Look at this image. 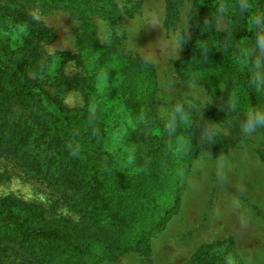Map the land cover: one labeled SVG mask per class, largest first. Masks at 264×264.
Listing matches in <instances>:
<instances>
[{
  "label": "rangeland",
  "instance_id": "obj_1",
  "mask_svg": "<svg viewBox=\"0 0 264 264\" xmlns=\"http://www.w3.org/2000/svg\"><path fill=\"white\" fill-rule=\"evenodd\" d=\"M201 1L91 0L96 8L107 6L113 14H119L118 19H109L99 13L89 18H79L69 11L26 0H0V12L22 10L54 32L53 41H36L32 38L31 30L34 28L31 25L17 22L11 25L6 17L0 21V33L7 37V43L12 48L17 49L29 41L25 49H31L36 56V61L31 62L32 68L28 67L30 77L37 79L38 85L56 96L66 108L80 109L86 102V94L71 85L80 77L86 81L88 76L93 75L97 94L100 93L103 98L104 92L121 78V60L99 65L94 62L98 50H78L76 33L91 23L99 44L113 47L118 55L129 60L144 61L152 68L156 82V103L153 108L159 125L152 128L150 134L160 135L161 128L168 129L170 124L167 119L179 107H184L186 116L196 117L207 128L208 133H200L198 141L192 146L191 141L180 133V127L186 123L173 122L172 127L177 129V133L173 134L172 154L178 163L171 164L170 174L166 166L168 170L164 173L167 182L169 177L172 179L171 183H174L175 175L182 177L178 164L185 158L187 150L193 147L196 154L190 162L189 174L179 178V184H171L169 189L154 190L155 201L169 209L155 229L139 232L142 242L138 247L127 251L109 250L97 264H184L200 245L215 242L214 239L209 240L211 235L216 237V241L226 236L223 226L218 223L225 214H233L234 222L229 225V234L233 239L230 252L237 256L229 253L226 257L228 263L264 264V126L257 125L254 132L244 131L249 120L254 122L256 117L264 114V82L256 84L252 90L232 85L218 94L214 85L206 87L211 78L194 81L177 74L174 61L185 60L186 64H191L201 59L191 49H186L198 27L218 31L242 26L237 3L227 6L218 4L215 7L217 12L227 9L234 11L236 17L228 20L208 8L204 9ZM60 51L75 54V57L63 61L62 56L57 54ZM59 80H65V85H52ZM249 92L255 95V99ZM94 96L90 97L91 101ZM105 103L110 106L111 114H115V118L122 123L119 129L110 132L103 143L108 150L117 153L115 164L119 168L121 166L127 173L136 172L138 168L134 155L128 147L131 142L127 140L133 128L128 113L122 111L118 100ZM28 112L29 107L25 103L16 99L7 100L0 105V122L4 118L6 121L25 119ZM209 140L223 146L211 151L207 143ZM9 146L0 143V198L11 196L37 204L46 217H59L79 226L86 225L87 218L80 205L79 193L61 184L50 172L45 174L44 170L40 171L41 166L36 169L37 164H28L26 157H21ZM40 148L34 147L33 151ZM228 148L238 153L240 161L248 167L250 178L248 185H244L234 199L223 185L217 184L216 180L203 179L202 175V164H219L224 159L221 154ZM219 186L220 189H217ZM181 200L185 205L180 212L178 206ZM213 216L217 222L207 225ZM202 233L210 235L204 237ZM226 246V243L216 245L207 252H220ZM101 248V244H98L94 251Z\"/></svg>",
  "mask_w": 264,
  "mask_h": 264
},
{
  "label": "trees",
  "instance_id": "obj_2",
  "mask_svg": "<svg viewBox=\"0 0 264 264\" xmlns=\"http://www.w3.org/2000/svg\"><path fill=\"white\" fill-rule=\"evenodd\" d=\"M26 1L69 11L79 18H89L97 13L109 19L119 18V14H113L107 6L96 8L91 0ZM201 2L204 9L208 8L228 20L236 17L234 11L217 12L215 7L237 3L242 26L218 31L198 27L186 49H191L201 59L191 64H186L185 60L174 61L177 74L194 81L211 78L206 87L214 85L218 94L232 85L252 90L256 84L263 83L264 57L254 50L256 28L252 20L256 15H263L264 0ZM245 3L248 5L246 9L243 7ZM6 11L0 12V21L6 17L11 25H14L13 22L26 23L34 28L31 30L33 39L53 41L54 32L22 10ZM87 26L76 33L78 50H98L94 62L99 65L119 59L123 66L118 83L104 92L105 99L97 94L93 75L88 76L86 81L80 77L71 82L87 96L80 109L66 108L56 96L39 86L37 79L30 77L28 69L32 68L31 62L36 61V56L31 49H25L29 41L15 49L0 33V105L16 99L29 107V115L25 119L1 120L0 143L10 145L12 151L27 158L28 164H37L36 169L41 166L40 171L44 170L45 174L50 172L61 184L78 192L83 214L87 218L86 225L79 226L67 219L46 217L37 204L11 196L0 198V264H97L109 250L127 251L138 247L142 242L139 232L155 229L169 209L155 201L154 190H166L171 184H179V178L186 177L196 154V150L190 147L181 164H178L182 177L175 175L174 183H171L170 177L167 182L166 166L170 174L171 164L178 163L172 154L173 134L177 133V129L172 127L173 122L186 123L180 127V133L191 141L192 146L198 141L200 133H208L202 121L196 117L189 118L184 107H179L167 119L170 124L168 129L161 128L160 135L150 134V130L159 125L153 108L156 82L152 68L144 61H133L118 55L113 47L102 46L95 36L94 27L91 23ZM57 54L62 56L63 61L75 57L67 51ZM257 59L260 60L259 67L255 65ZM65 83V80H59L52 85L62 86ZM92 95H95L93 101L90 100ZM249 95L255 99L253 93L249 92ZM111 100H118L133 126L127 138L138 168L133 173L125 172L121 166L119 168L115 164L117 153L108 150L103 143L110 132L119 129L122 123L115 118V114H111L110 106L105 103ZM207 143L211 151L223 146L213 140ZM34 147L40 148L39 151H33ZM42 151L43 155L39 156ZM223 243L227 246L220 252H207ZM98 244H101L102 250L94 251ZM232 247L233 239L227 236L200 247L184 264H229L226 259L229 253L237 257L230 252Z\"/></svg>",
  "mask_w": 264,
  "mask_h": 264
},
{
  "label": "crops",
  "instance_id": "obj_3",
  "mask_svg": "<svg viewBox=\"0 0 264 264\" xmlns=\"http://www.w3.org/2000/svg\"><path fill=\"white\" fill-rule=\"evenodd\" d=\"M230 148L226 149L221 155L224 157L222 161L219 162V164H202L203 165V179H212L214 182H216L219 185H223L224 190L226 192H230L234 195L242 190V187L244 185H248L250 178L248 174V167H246V164H243V162L240 161L238 153L235 151L232 152L233 149L229 150ZM191 164L189 166L190 170ZM189 174V171L187 175ZM186 175V177H187ZM216 180V181H215ZM217 189H220V186L217 187ZM185 202L184 200H181L179 203V211L181 212L184 208ZM191 207V206H190ZM201 207H204V203L201 205ZM230 207H232V204H230ZM217 221H215V216L213 218H210V220L207 222V225L210 223L215 224ZM234 222L233 214H225L223 220H220L218 223L223 226L224 228V238L227 236H231L229 233H231V230L229 228V225ZM214 233V232H213ZM205 237L206 235H210L209 233L203 234ZM212 237L209 238V240L214 239L213 241H216V237L214 235H211ZM223 238V237H222ZM223 238V239H224ZM222 239V240H223ZM202 245H200L201 247ZM199 247V248H200Z\"/></svg>",
  "mask_w": 264,
  "mask_h": 264
},
{
  "label": "clouds",
  "instance_id": "obj_4",
  "mask_svg": "<svg viewBox=\"0 0 264 264\" xmlns=\"http://www.w3.org/2000/svg\"><path fill=\"white\" fill-rule=\"evenodd\" d=\"M247 4L245 3L243 7L246 9ZM252 23L256 28V41L254 50L259 53L261 57H264V15H256L253 17ZM256 67H259L260 60L257 59L255 62ZM179 111V110H178ZM257 125L264 126V114L259 115L255 118V121L249 120L248 127L244 129L246 132H254ZM76 153L74 152L73 155Z\"/></svg>",
  "mask_w": 264,
  "mask_h": 264
}]
</instances>
